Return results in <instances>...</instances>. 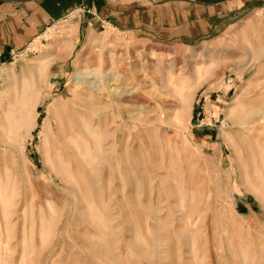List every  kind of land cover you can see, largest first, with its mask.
<instances>
[{
	"label": "rangeland",
	"instance_id": "obj_1",
	"mask_svg": "<svg viewBox=\"0 0 264 264\" xmlns=\"http://www.w3.org/2000/svg\"><path fill=\"white\" fill-rule=\"evenodd\" d=\"M59 2L0 57V264H264V0L214 5L194 39ZM110 69L124 96L106 105ZM72 107L88 128L74 177L54 165V117Z\"/></svg>",
	"mask_w": 264,
	"mask_h": 264
},
{
	"label": "crops",
	"instance_id": "obj_2",
	"mask_svg": "<svg viewBox=\"0 0 264 264\" xmlns=\"http://www.w3.org/2000/svg\"><path fill=\"white\" fill-rule=\"evenodd\" d=\"M37 0L26 3L0 1V57L9 59L12 50L21 51L52 21L61 16L66 6L59 0ZM132 0H82L93 7L99 19L119 28L140 33H155L165 39L202 38L213 32L219 22L220 4L184 1L152 4ZM228 2V1H227ZM221 3V4H225ZM213 6V7H209Z\"/></svg>",
	"mask_w": 264,
	"mask_h": 264
},
{
	"label": "bare ground",
	"instance_id": "obj_3",
	"mask_svg": "<svg viewBox=\"0 0 264 264\" xmlns=\"http://www.w3.org/2000/svg\"><path fill=\"white\" fill-rule=\"evenodd\" d=\"M72 28V27H71ZM73 30V29H72ZM171 59V58H170ZM174 60V59H173ZM134 61V60H133ZM132 61V62H133ZM123 62V61H122ZM121 62V63H122ZM126 62V61H125ZM137 62V60H136ZM140 62V61H139ZM172 63V62H171ZM151 64V63H150ZM125 66V65H124ZM138 67V66H137ZM145 67V66H144ZM172 67V66H171ZM178 67V66H177ZM178 69V68H177ZM186 70V69H185ZM89 71L82 73V78L85 79V77L89 76ZM119 72V71H118ZM177 72V71H176ZM80 73V72H79ZM181 72L178 73V75ZM167 74V73H166ZM105 76H107L105 78V94H104V99L106 100V105L110 104V99L111 97H115L117 98V101L121 100V97L124 96L122 90H120L118 87H112L113 83L109 84V82L114 80L116 81L117 79L120 78L119 75H117L115 72H113L111 69L105 72ZM169 76V75H168ZM177 76V75H176ZM181 76V75H180ZM183 77V76H182ZM87 79V78H86ZM85 79V80H86ZM89 79V78H88ZM172 79V78H171ZM178 79V78H177ZM173 80V79H172ZM119 81V80H118ZM176 81V80H174ZM181 82H183V79H180ZM81 83V82H80ZM75 84H79V81L76 82ZM85 85L86 83H81L80 85ZM90 84L84 86L86 88H88L89 90H91L89 96L94 97L96 95H98L99 90L98 88H96L94 90L95 87L90 86ZM93 90V91H92ZM125 91V90H124ZM127 92V91H126ZM126 95V94H125ZM22 97V96H21ZM97 97V96H96ZM23 98V97H22ZM182 98V97H181ZM192 98L191 95H188L187 97H183V101H185V103L189 104L190 99ZM98 99V98H97ZM126 100V99H125ZM24 101H25V106L28 105V108L30 109V111L38 104L39 99H36L33 97V95H28L24 97ZM118 103V102H117ZM27 108V109H28ZM79 109H84V107H80ZM21 115H25V111L23 110L21 113ZM81 111L78 110L77 108H70L67 112H63L60 113L58 115H56L54 117L55 120V129H56V135H55V141H54V149L57 153V160L60 161V163H55L54 165L56 166L55 171H57L58 173H62L63 175H67L70 174L72 177H74V173L73 170H77L75 167L76 161L78 160L79 156L81 155V151H82V144H83V140L81 139L82 136H86L87 134V125L84 122L83 118H81L80 115ZM92 116V115H91ZM89 119V118H88ZM90 121V120H89ZM90 131V130H89ZM21 132V131H20ZM19 133V132H18ZM19 136V134H18ZM92 136V135H91ZM94 140L95 138L97 139V137H92ZM86 150L88 149L87 146ZM98 150V149H96ZM84 151V149H83ZM89 151V149L87 150ZM86 152V151H85ZM96 152V151H95ZM90 153V151L88 152V154ZM258 153V152H257ZM259 154V153H258ZM82 156V155H81ZM254 156V155H253ZM89 157V156H88ZM255 157V156H254ZM84 158V156H83ZM92 158V157H91ZM264 158V157H263ZM261 158V159H263ZM87 159V158H86ZM90 159V158H88ZM95 159V158H94ZM93 159V160H94ZM91 160V159H90ZM89 160V161H90ZM64 161H66V164L63 163ZM71 161V162H69ZM93 162V161H92ZM71 163V164H70ZM94 163V162H93ZM92 163V164H93ZM98 163H100L98 161ZM261 163V162H260ZM259 163V164H260ZM261 165V164H260ZM98 166V165H97ZM244 167V166H243ZM97 168V167H96ZM99 168V166H98ZM262 168V166H261ZM263 169V168H262ZM86 170V169H85ZM244 174L245 171H243ZM255 173V172H254ZM256 176V175H255ZM252 179V178H251ZM261 179V178H259ZM257 189H259L257 187ZM186 194V193H185ZM187 195V194H186ZM185 196V195H184ZM191 198V197H190ZM186 199V198H185ZM191 200V199H190ZM2 202V201H1ZM190 202V201H189ZM191 203L192 200H191ZM2 204V203H1ZM190 205V204H189ZM212 206V205H211ZM189 208V207H188ZM193 208V207H192ZM4 210V209H3ZM189 210V209H188ZM196 214V212H195ZM192 218V217H191ZM198 220V218H197ZM190 221V220H189ZM198 222V221H197ZM196 222V223H197ZM199 224V223H198ZM195 228V227H194ZM190 229V228H189ZM192 233V232H191ZM190 234V232H189ZM187 235V234H186ZM192 236V235H191ZM193 237V236H192ZM195 243V242H194ZM193 243V244H194ZM195 246V245H194ZM193 246V248H194ZM218 246V245H217ZM221 248V247H220ZM219 249V247H218ZM232 250V249H231ZM224 251V250H223ZM171 253V252H170ZM233 253V252H232ZM236 253V252H235ZM167 254V253H166ZM221 254V253H220ZM222 255V254H221ZM237 255V253H236ZM172 256V255H171ZM245 259L247 260V258L245 257ZM260 262V261H259ZM258 263V262H257ZM252 264V263H251Z\"/></svg>",
	"mask_w": 264,
	"mask_h": 264
},
{
	"label": "water",
	"instance_id": "obj_4",
	"mask_svg": "<svg viewBox=\"0 0 264 264\" xmlns=\"http://www.w3.org/2000/svg\"><path fill=\"white\" fill-rule=\"evenodd\" d=\"M1 2L6 3H26L32 2L37 0H0ZM132 1H149V0H132ZM196 2L205 3V4H221L230 0H194Z\"/></svg>",
	"mask_w": 264,
	"mask_h": 264
}]
</instances>
